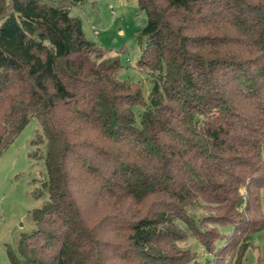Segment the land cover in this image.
<instances>
[{
	"label": "trees",
	"instance_id": "trees-1",
	"mask_svg": "<svg viewBox=\"0 0 264 264\" xmlns=\"http://www.w3.org/2000/svg\"><path fill=\"white\" fill-rule=\"evenodd\" d=\"M79 2L0 0V154L34 119L47 194L10 264H185L188 235L239 264L264 228V0H136L146 99Z\"/></svg>",
	"mask_w": 264,
	"mask_h": 264
},
{
	"label": "rangeland",
	"instance_id": "rangeland-1",
	"mask_svg": "<svg viewBox=\"0 0 264 264\" xmlns=\"http://www.w3.org/2000/svg\"><path fill=\"white\" fill-rule=\"evenodd\" d=\"M68 15L80 20L84 37L104 49L105 56L118 57L115 77L137 83L146 99L151 86L149 76L135 67L143 44L136 31L145 23V14L136 0H80L77 6L69 7ZM38 136H41V129L30 119L0 154V264H10L7 246L16 249L20 235L34 226L31 210L47 198L39 179L44 172L43 159L39 155L43 144L32 143ZM30 151H34L36 157L30 158ZM259 197L264 211V186L259 189ZM193 211L197 215L201 212L199 207ZM218 229L225 233L230 225L221 224ZM179 244L194 250L193 257L185 264H210L212 254L191 235ZM239 264H264V228L250 234L249 245Z\"/></svg>",
	"mask_w": 264,
	"mask_h": 264
}]
</instances>
